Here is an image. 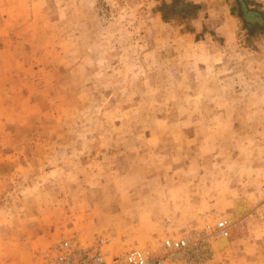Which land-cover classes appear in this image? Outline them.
<instances>
[{
    "label": "rangeland",
    "instance_id": "374dc122",
    "mask_svg": "<svg viewBox=\"0 0 264 264\" xmlns=\"http://www.w3.org/2000/svg\"><path fill=\"white\" fill-rule=\"evenodd\" d=\"M184 1L0 0V264L220 217L186 264H264V0Z\"/></svg>",
    "mask_w": 264,
    "mask_h": 264
},
{
    "label": "built area",
    "instance_id": "2783aa9c",
    "mask_svg": "<svg viewBox=\"0 0 264 264\" xmlns=\"http://www.w3.org/2000/svg\"><path fill=\"white\" fill-rule=\"evenodd\" d=\"M233 222L220 217L207 222L200 230H184L178 236H167L157 249L131 248L119 252L107 249L111 239L100 237L82 243L78 237L59 239L36 255V264H186L187 251L205 247L210 239L228 238Z\"/></svg>",
    "mask_w": 264,
    "mask_h": 264
},
{
    "label": "trees",
    "instance_id": "16d2710c",
    "mask_svg": "<svg viewBox=\"0 0 264 264\" xmlns=\"http://www.w3.org/2000/svg\"><path fill=\"white\" fill-rule=\"evenodd\" d=\"M193 8H195V5L187 3L184 0H174L171 4H165L162 14L164 16H169L177 13L189 12Z\"/></svg>",
    "mask_w": 264,
    "mask_h": 264
},
{
    "label": "bare ground",
    "instance_id": "6f19581e",
    "mask_svg": "<svg viewBox=\"0 0 264 264\" xmlns=\"http://www.w3.org/2000/svg\"><path fill=\"white\" fill-rule=\"evenodd\" d=\"M246 211V207L243 206L242 204L235 202L234 203V207H233V211L231 214V218L236 221L238 220ZM228 244V239L226 238H218V242L217 245L219 248H223L224 246H226Z\"/></svg>",
    "mask_w": 264,
    "mask_h": 264
}]
</instances>
